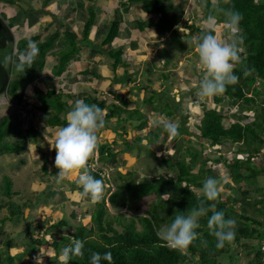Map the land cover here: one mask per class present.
Listing matches in <instances>:
<instances>
[{"label": "trees", "instance_id": "1", "mask_svg": "<svg viewBox=\"0 0 264 264\" xmlns=\"http://www.w3.org/2000/svg\"><path fill=\"white\" fill-rule=\"evenodd\" d=\"M4 1L6 3L16 2V0ZM166 1L127 0L124 4L128 6L140 4L144 11L151 16L153 13L164 11ZM199 1H201L200 4L205 12V17L207 18L209 14L215 15L219 27H223L224 16L222 10L234 8L243 15L240 23V34L243 36L241 47L243 50L240 52L241 62L234 69L236 75L239 76V81L235 85H229L223 94L214 96V99L217 106L225 98H229L232 104L241 101L238 112L234 115L238 116V114H244V111H247L253 113L255 118L252 121L243 122L244 119H247L248 114L246 113L227 126L223 106L207 108L203 104V116L197 126L199 129V134H197L200 139L199 142L208 141L212 147L238 143L236 155L228 158L220 154L210 158L203 153L202 149L189 145L187 148L188 158L184 157L181 160L176 158L163 159L157 156L149 147V144L157 143L163 134L168 135L161 127L149 128L144 136L139 134L137 138H134L132 133L128 135L126 132V125L128 123L132 125L133 130L137 133H141L147 127H150L148 115L142 110V105L152 104L156 101L165 102V100L171 99L170 93L166 95V93H162L163 90L153 92L144 82L142 86H136L137 90L133 94L139 96L141 91H151L153 93L144 97L142 102L136 100L135 107H130V100L122 94H118L115 90L112 91L114 98L111 99L104 93L99 96L96 90L88 91L87 94L82 95L81 99L89 104H98L107 113L104 126L97 130V137L109 130L115 135L112 141L97 143L94 153L87 161V167L95 178L102 179L105 185L106 178L103 170L101 168L94 169L92 164L96 160L104 164L115 161L118 155V150H115V147L120 137H125L126 150L138 146L141 151L144 150L150 156L162 160L169 166L171 173H164L159 176L145 178L140 182H134L125 174L118 172V176L114 178L116 188L109 196L110 203L114 208H133L135 213L142 212V214L122 212L118 215H110L105 205L106 199L103 197L96 202L95 209L90 214L89 221L92 223L88 225V219L83 218L81 223L74 225L70 235H60L57 233V229H60L61 232L68 229L71 226L70 218L76 219L78 216L75 212L70 217L63 216L54 222L50 220V224L45 229V235L41 233L43 223L34 226V229L29 227L28 229H31L28 231L29 237L24 243L28 245L30 254L39 250L43 254L52 252L56 255V258L51 263L60 264L59 255L62 248L74 239H81L85 241L84 255L73 258L69 261V264H90V257L93 252L104 253L106 251L112 253V264H216L221 255L229 254L231 258H234V254L239 253L240 248L244 249L247 256L254 254L249 259V264H264V250L262 249L264 241V185L261 187L260 183V177L264 176V166L260 167L253 161V158L261 154L264 149V98L259 97L261 93L259 87L254 88V94L249 93L250 86L258 78L261 79L260 85H264V0ZM96 16L94 4H91L88 7L84 29L81 34L76 32L72 26L64 25L63 27L51 29L43 38L39 36L30 37L38 43L39 55L31 67L25 70V73L15 72L11 64L3 63L4 57L0 59V155L24 151L27 147L28 137H32L33 142H40L38 137L40 130L35 125L36 118H34L32 124H28L25 129L22 128L24 122L19 106L20 104L26 106L28 103L24 99V88L46 70L49 56H56L52 71L53 75L60 76L68 68L71 60L80 54L83 43L93 46L89 40V35L96 21ZM120 25L121 20L116 15L102 42L94 46L96 47L95 54H106L109 57L112 61L111 69L116 76L119 68L124 69L122 77L118 78L121 83L125 85L131 82L137 83L139 72L130 75V71L127 69L129 64L126 57H124L122 46L108 47L113 45L119 37ZM137 28L141 32L145 28H148L150 32L153 31L150 21L144 22L142 25L139 24ZM188 29L189 36L193 35L194 30L200 32L199 35L204 30L194 24H191ZM190 29L192 30L190 31ZM153 32L158 38L164 36L158 30ZM175 33L179 32L176 31ZM14 44L15 37L12 26L0 17V53L7 51L11 54ZM25 45L26 38L21 39L17 47L23 49ZM172 45L175 46L176 42ZM56 46H59V49L51 52ZM185 50L186 48H181L179 51L186 52ZM158 53H155V56H159V58L164 56V53H159L161 56ZM169 60H164V64L170 63ZM155 61L156 58L153 62H150V66L155 65ZM246 70L249 72L248 75H244ZM81 71L82 74L90 73L98 78L101 76L97 73V70L92 68ZM173 76H175V72L169 70L164 75L163 85L171 80ZM118 79L115 78V81L117 82ZM35 98L39 102L35 108L44 113L43 118H41L43 122L40 124L41 128L45 130L64 126L66 124V114L70 110L71 104L76 101L70 94L63 93L60 89L58 91L55 89H37ZM115 100L119 102H115ZM165 105L164 112L167 115L182 114L179 104L177 105L174 102L173 107L172 105ZM156 106H153L154 110H156ZM189 133L191 132L183 121L179 123V135L172 139L177 141L182 138L183 134ZM11 137L17 140H11ZM143 140H145V143ZM96 152L97 158L95 157ZM240 153H245V155L241 157L239 156ZM42 161L41 169L46 172L49 165L47 155H44ZM213 162L223 163L227 166L232 182L225 183L223 189H220L216 200H204V206L208 208V213L206 216L199 218L200 227L196 229L198 236L190 246L185 250L168 248L157 237L156 232L174 218L175 212L181 211L188 214L191 209L200 205L203 196L201 194L200 199H198L195 188L201 189L202 182L206 178L217 177L216 170L213 169ZM54 176L56 175L52 174L51 176L48 174L50 179L56 180ZM108 181H111V178ZM70 183L74 185L73 188L82 190L78 184ZM235 185H237L240 192V197H237L235 193ZM0 188L2 195L5 197H0V208L6 207L9 212L8 216L1 218L2 224L11 219L12 221L20 219V216L25 213L23 209L31 207L30 200L17 203L12 199L18 192L14 190V180L8 175L4 176ZM252 191L260 194L261 197L253 196ZM55 193L53 187L49 185L46 189L40 191L41 196L44 195L41 200H46L48 196L52 200ZM165 193L170 194L168 200L163 198ZM251 197L253 198L250 199ZM238 201L240 204L236 205ZM213 204H215V208H212ZM214 211H223L226 218H232L236 221L235 239L231 243H227L222 249L215 247V238L210 234L207 227V219ZM0 230H3V225L0 226ZM14 246L11 239L6 241L5 248L0 250V264L5 260L8 264L15 263L14 253L10 250ZM4 253L6 254L5 258L3 257ZM30 264L37 263L31 261ZM102 264H108V262L102 261Z\"/></svg>", "mask_w": 264, "mask_h": 264}, {"label": "rangeland", "instance_id": "2", "mask_svg": "<svg viewBox=\"0 0 264 264\" xmlns=\"http://www.w3.org/2000/svg\"><path fill=\"white\" fill-rule=\"evenodd\" d=\"M6 3L4 0H0V2ZM199 0H167L165 2L164 11L161 13H153L151 16L147 17L146 21H150L153 31L158 30L159 33L163 34L162 38H158V40H150V42L145 46L146 50H154L151 52L152 54L141 53L140 58L142 61H148L145 65H139V71L142 73L138 74L139 78H143L139 81L137 78V86L139 87L144 84H147L153 92H160L163 89L162 93H166V95H171V99L165 100V102H155L152 104H144L142 105V110L148 115L149 126L150 128H157L155 121L161 117L168 118L171 120H178L179 123L185 122V125L188 127L191 133L183 134L182 138L174 141L172 137L168 135H162L157 143L149 144L151 150H153L157 156L161 158H188L187 148L189 145H194L198 149H202L204 154H207L210 158H214L216 155L223 154L228 158H231L236 155L237 148L239 144L234 145H226L223 144L220 147H212L208 141H203V143L199 142L200 139L197 137L199 134V129L197 126L200 124V120L203 116V104L206 105L207 108L212 107H220L223 106V112L226 115L225 123L229 126L232 122H234L238 117L243 116L244 114H248L247 119L245 121H252L255 118V115L251 112L244 111V114H237L239 105L241 101L232 104L230 103L229 98H225L222 103L218 104L215 102L214 97L205 98L203 100L199 99L196 95L197 85L204 75V70L199 63V58L195 49L194 38L199 35L200 32H193L192 36H189L188 27L191 24L204 29V20L205 12L202 9ZM205 3V1H203ZM18 5V4H17ZM8 10L6 7L3 10L5 14ZM35 14V11H32ZM127 13V12H126ZM33 14V15H34ZM32 15V16H33ZM124 18L122 22L126 26H131L132 20L131 15L123 14ZM19 19L14 22V24L23 23L24 16L19 17ZM174 23L175 25H173ZM177 29V30H176ZM179 33H175L176 31ZM192 29H190L191 31ZM223 27L217 26L216 31L221 38H226L227 34L223 31ZM126 32H130V29H126ZM119 40V37L118 39ZM176 42V45H172ZM188 42V43H187ZM179 45H178V44ZM133 47L137 46V49L140 48V44L137 43V40L130 41L128 45ZM156 44V45H155ZM194 45V47H193ZM181 48H186V52H180ZM193 48V49H192ZM243 48L241 47V51ZM156 51V52H155ZM51 52H54L52 50ZM144 52V51H143ZM164 53V56L159 58V56H155V53ZM158 53V55H160ZM9 55V52L5 51L0 53V59ZM167 55V57H166ZM161 56V55H160ZM152 57V58H151ZM176 57V58H175ZM154 58H156L155 65L150 66V62H153ZM170 59L171 61L168 64H164V60ZM47 69L45 70L48 73L51 68L50 64H46ZM134 66L130 68V75H134L135 71L133 70ZM175 72V76L163 85L164 75L169 71ZM122 72V71H121ZM79 77V76H78ZM175 77V78H174ZM149 78L151 81H149ZM101 83L96 84L95 88L101 93H105L103 91V87H112L114 89H118L122 92L124 96H127L132 104L130 107H134L135 101L142 102L144 97L151 95V91H141L139 96H135L133 93L137 90V87L134 84H124V86H120V81H117L118 85L114 83H109L106 81H99ZM261 79H257L250 86V94H254L253 90L255 87H259L261 91L259 97L264 98V85H260ZM122 84V83H121ZM86 87H92L90 83H85ZM106 85V86H103ZM50 87V86H48ZM138 91H140L138 89ZM24 92H26V87L24 88ZM115 102H119L115 100ZM174 102L180 105L181 115L169 116L164 110L166 105L174 106ZM159 103V104H158ZM143 104V103H142ZM156 106V110H154L153 106ZM187 116V118L185 117ZM41 118H43V114H39L38 118L35 121V125L40 130L41 126ZM40 119V123L38 121ZM34 120L29 121V124H32ZM22 128L25 129L24 124ZM51 131L52 133L48 132ZM57 128H48L47 131L42 128L40 130L39 143L33 142L32 137H28L26 150L21 153H4L0 155V185L3 182V178L5 175L10 176L14 180V190L18 192L16 196L12 199L17 203H22L24 201L30 200L29 204L30 208L23 209V213L20 216V219H15L12 221H6L4 224L1 222V218L4 216H8V209L0 208V226L3 225V230H0V250L5 248L6 241L8 239L12 240V243L15 245L11 248V252L14 253L15 263L14 264H30V262H35L37 264H49L53 262L56 258V255L52 252L42 253L40 250L36 253L30 254L28 251V245L24 243L25 240L29 237L28 231L34 229L33 227L43 223L41 233L43 235L46 234L47 225L51 222L57 221L61 219L63 216H72L75 212L77 213V218H70L71 226L65 231H60L57 229V233L60 235H70L73 231L74 225L82 222L83 218L88 219V225L92 223L89 221L90 214L95 209V204L97 201H93L90 195H84L83 190H79L77 188H73V184H77L76 180L78 176L81 174V169H74L69 172L66 178L60 180L58 182L57 176H54L56 180L50 179L48 174L52 176V174H57L59 169L55 168L54 160L56 156V150L50 146V143H54V139H50ZM148 131V128L143 130L141 133H137V131L133 130L132 125L129 123L126 125V132L128 135L132 133L134 138H137L139 134L145 135ZM114 133L109 130L107 132L102 133L98 136L97 143L112 141L114 139ZM11 140H17L16 138L11 137ZM125 137H120L117 141L115 150H118V155L116 160L107 163L96 162L92 164L93 166L97 165L101 167L103 170L104 177L106 178V183L104 185V192L102 194V198L106 199V207L108 208V214L110 215H118L122 212H130L131 214H142V212H136L133 208H114L111 203H108L107 198L116 188L115 177L118 176V172L125 174L130 180L134 182H140L145 178H151L153 176H159L164 173H171V169L167 166L162 160L157 159L156 157L150 156L148 153L141 151L138 146H134L131 150H126V144L124 143ZM199 140V141H198ZM44 141L43 143H41ZM46 142V145H45ZM145 143V140H143ZM44 155H47L49 165L48 171H43L41 169L42 159ZM245 153H240L239 156H243ZM253 161L258 166H264V149L261 154L255 156ZM159 167V168H158ZM162 168V169H160ZM213 169L216 170V179L218 180L219 189H223L226 182H231L229 177V169L223 163H215L213 162ZM111 178V181L108 179ZM119 182V181H118ZM261 187L264 185V176L260 177ZM51 185L53 190L56 192L54 198L49 199V196L46 198L49 199L42 201L40 191L47 188V186ZM246 187V185H245ZM197 193L200 192L199 188H195ZM264 190V189H263ZM235 193L237 197H240V192L238 191L237 185H235ZM253 196L261 197L260 194L253 192ZM1 198H5L1 193ZM41 196V197H40ZM251 197L250 199H252ZM238 201L236 205H239ZM253 213V212H252ZM92 220V219H91ZM31 227V229H28ZM33 231V230H32ZM40 256L41 260H37L36 258ZM254 254L247 256L244 253V249L240 248L239 253L234 254V258H231L229 254L221 255L216 264H249V259L252 258ZM3 257H6L4 253ZM2 264H8L3 261ZM52 264V263H51Z\"/></svg>", "mask_w": 264, "mask_h": 264}, {"label": "clouds", "instance_id": "3", "mask_svg": "<svg viewBox=\"0 0 264 264\" xmlns=\"http://www.w3.org/2000/svg\"><path fill=\"white\" fill-rule=\"evenodd\" d=\"M126 1L127 0H125V2ZM222 11L224 16L223 29L227 34L226 38H221L220 35L217 34V17L212 14H209L204 20V30L199 36L194 38L199 63L204 70V75L197 85L198 90L196 92L197 97L201 100L221 95L226 91L229 85H235L239 81V76L236 75L234 69L236 65L241 62L240 52L241 45L243 43V36L240 34V23L243 19V15L234 8L224 9ZM2 18L7 22L4 17ZM12 30L15 37V44L12 53L4 57L3 63L11 64L14 71L17 73H25V70L31 67L39 55L38 43L30 37H26L25 47L23 49H19L17 44L24 38L17 39L13 26ZM121 46L123 48L124 57H126V61L129 64L127 69L130 71V68L134 66L133 70L142 75L139 71V67L137 68L132 61V55L125 51L123 45ZM141 62L142 65H145L149 62V60H141L140 63ZM123 72L124 69L122 70L121 75ZM130 73L132 72L130 71ZM248 74L249 72L246 70L244 75ZM45 76L46 75L43 72L26 86V91L27 87L30 85H35L36 87L33 91L34 95H32V100H30L29 95L24 92V99L28 102L27 105L29 104V106H24L22 104L19 106L24 126L26 127L29 124L30 119H37L39 114H43L44 116V113L41 110L35 108L39 104L35 98V92L37 89H55L57 91L60 89L63 93L70 94V96H72L76 101L71 104L70 110L66 114V124L57 128L55 136L52 134L53 136L50 138L54 139V143H50V146L56 150V156L53 162L55 167L59 169L58 173L55 175L57 176L59 182L60 180L66 178L70 171L74 169H83L81 174L78 176L76 183L82 188L84 195H90L93 201H99L104 192V182L102 179H97L91 174L87 167V161L97 147V130L104 126L105 116L107 113L98 104H89L85 102L81 99L82 97L78 96L77 92H65L64 83H54V80L56 81L60 76ZM44 78H47L46 80L48 84L46 81H43V85L45 83L50 87L47 86L44 88L43 85H38L40 80H43ZM138 79L140 81L143 78L138 77ZM149 80L151 79L149 78ZM132 84L137 86V83ZM92 90L98 91L97 89H91V91ZM98 95L100 96L101 92L98 91ZM105 95L108 97L107 94ZM112 98H114V95ZM155 124L156 126L161 127L169 137L174 138L179 135L178 120L161 117L155 121ZM147 128L149 129L150 127ZM41 129L42 128L40 126V130ZM48 132L52 133L51 131ZM43 142L44 141L41 143ZM95 157H98L97 152L95 153ZM95 162L98 163L97 160ZM93 167L94 169L101 168L97 165ZM218 183V180L214 177L206 178L202 182L200 192L197 193L198 199H200L201 194L203 196V200H201L200 205L191 209L188 214H184V212L181 211L175 212L174 218L170 222L163 225L156 232L157 237L163 241L168 248L174 250H185L190 246L193 240L197 238L198 233L196 232V229L200 227L199 218L206 216L208 213V208L204 206V200L214 201L218 198L220 191ZM163 198L164 200H168L170 198V194L165 193ZM107 201L110 203L109 197L107 198ZM212 208H215V204L212 205ZM235 225V219L226 218L223 211H214L208 217L207 227L210 234L215 238V247L217 249L224 248L227 243H231L235 239ZM262 244V249L264 250V241ZM84 247L85 241L81 239L72 240L70 244L62 248L59 255L60 264H69V261L73 258L82 257L84 255ZM36 259L38 261L41 260L40 256ZM102 261L112 264V253L110 251H106L104 253L93 252L91 254L90 264H102Z\"/></svg>", "mask_w": 264, "mask_h": 264}, {"label": "crops", "instance_id": "4", "mask_svg": "<svg viewBox=\"0 0 264 264\" xmlns=\"http://www.w3.org/2000/svg\"><path fill=\"white\" fill-rule=\"evenodd\" d=\"M124 2L125 0H16L15 3H3L1 1L0 17H4L7 22L13 26L17 39L31 36L44 37L49 31H51V29L63 27L64 25L72 26L76 32L81 34L84 29V21L88 13V7L89 5L94 4L97 16L89 35V40L92 42L93 46L83 43L80 54L73 58L65 72L60 75L56 81L54 80L55 84L64 83L65 92H77L78 96L82 97V95L91 91L92 88H95L96 84L101 83L99 81H106L118 85L115 78L118 79L122 77L121 71L123 69L119 68L116 76L111 69L112 61L109 57H107L106 54H95L96 47H94L102 42L110 28L111 21L116 15L119 16L121 25L119 40L112 45L113 47L123 45L125 51L132 55V61L137 68L139 67L138 65H141L140 61L142 59L140 58V54L143 53L148 56V54H152L151 52L154 51L150 49L146 50L145 46L150 40H158V37L153 34V31L150 32L148 28H145L142 32L137 28L139 24L142 25L144 22H147L146 20L149 15L139 4L128 6L125 5ZM6 7H8V10L4 14L3 10ZM33 10L35 11V14L32 12ZM123 14L131 15L132 23L130 27L122 22L124 19L122 17ZM21 16H24L23 23L14 24L17 19L20 20L19 17ZM128 28L130 29L129 33L126 32V29ZM133 40H137V43L140 44L139 49H137V46L133 47L132 44L128 45L130 41ZM110 46L111 45L108 47ZM58 49L59 46H56L53 50L56 51ZM55 62L56 56L48 57L47 63L50 64L51 70L48 73L44 71V74L46 75L45 77L53 76L52 68ZM88 68L97 70V73L101 76L98 78L94 76V74L81 73V70ZM46 79L47 78L40 80L38 85L42 86L43 81H46L47 83ZM118 81L120 80L118 79ZM86 82L92 84V87H86ZM47 86L48 85L44 83L43 87L46 88ZM120 86L124 85L120 83L119 87ZM35 87V85L27 87L26 94L29 95L30 100L33 99L32 95H34L33 91L35 90ZM114 90L117 91L118 94H122L118 89L103 87L104 94H107L109 98L113 97L112 91ZM125 98L129 100L127 96H125Z\"/></svg>", "mask_w": 264, "mask_h": 264}]
</instances>
